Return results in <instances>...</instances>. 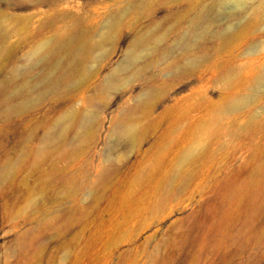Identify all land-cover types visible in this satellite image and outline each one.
<instances>
[{"label": "rangeland", "instance_id": "374dc122", "mask_svg": "<svg viewBox=\"0 0 264 264\" xmlns=\"http://www.w3.org/2000/svg\"><path fill=\"white\" fill-rule=\"evenodd\" d=\"M107 1L62 2L64 24L100 27L91 4L124 6ZM208 1L163 0L142 18L130 10L103 65L72 87L41 86L29 107L6 113L0 92V264H264V0H244L251 8L228 41L204 42L190 69L170 57L111 91L99 86L138 29L161 22L168 47L188 5ZM232 4L213 3V25ZM24 54H0V80ZM118 124L131 132L115 140Z\"/></svg>", "mask_w": 264, "mask_h": 264}, {"label": "bare ground", "instance_id": "6f19581e", "mask_svg": "<svg viewBox=\"0 0 264 264\" xmlns=\"http://www.w3.org/2000/svg\"><path fill=\"white\" fill-rule=\"evenodd\" d=\"M17 1L0 0L5 5V8H0V54L4 53L6 57L18 50L25 51L23 64L17 66L16 60L12 58L8 65L9 74L0 80V92L8 90L4 109L6 113L31 106L40 97L41 86L52 88L64 83L65 88L72 87L82 78L84 69L103 65L112 50L108 41L110 34L117 31L119 21L130 10L139 9L137 18H142L150 14L155 6H165L163 0H124V6L120 10L109 12L106 7L100 13L98 7L91 4L89 19L104 17L100 27H93L81 18H73L72 24L67 27L64 19L68 15L61 5L66 0ZM214 2L219 5L222 0L189 4L190 17L179 22L184 28L183 35L168 47L165 42L169 32L159 30L161 22L156 21L150 27L138 29L122 58L99 84L100 88L111 91L170 57L180 69L188 70L200 61L197 49L204 42L216 39L225 44L231 34L233 22L242 21L251 4L244 7V0H233L234 10L228 12L225 21L215 26L214 19L210 16ZM16 4H21L23 9L8 8ZM98 5L102 7L101 4ZM218 14L217 12L216 15ZM15 24H20L23 35L15 32ZM13 36H16L15 41L11 40ZM143 52L158 60L142 61L145 58ZM259 79L264 81V74ZM72 80L75 81L71 82L73 84L66 85ZM150 95L151 92L143 93L142 98ZM90 117L83 116L80 126L87 128ZM130 132L131 127L127 124L115 125L111 130L115 140ZM49 138L46 137V142Z\"/></svg>", "mask_w": 264, "mask_h": 264}]
</instances>
